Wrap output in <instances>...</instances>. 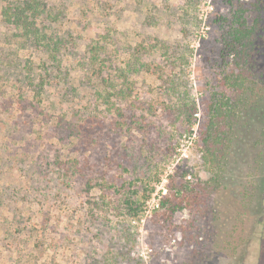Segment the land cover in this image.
I'll list each match as a JSON object with an SVG mask.
<instances>
[{
  "label": "rangeland",
  "instance_id": "rangeland-1",
  "mask_svg": "<svg viewBox=\"0 0 264 264\" xmlns=\"http://www.w3.org/2000/svg\"><path fill=\"white\" fill-rule=\"evenodd\" d=\"M248 1L0 0V264H231L191 255L197 211L160 200L208 178L202 106ZM261 190L243 264H264Z\"/></svg>",
  "mask_w": 264,
  "mask_h": 264
},
{
  "label": "trees",
  "instance_id": "trees-1",
  "mask_svg": "<svg viewBox=\"0 0 264 264\" xmlns=\"http://www.w3.org/2000/svg\"><path fill=\"white\" fill-rule=\"evenodd\" d=\"M263 7L264 0H249L225 18L223 46L228 61L220 89L210 91L203 102L199 130L200 158L208 178L180 182L172 196L160 200L170 206V213L183 208L197 211L191 255L198 260L220 251L226 257L231 252V264H243L242 239L233 238L237 223L263 211L264 65L258 59L264 45V35L258 31ZM4 14L10 15L7 9ZM58 48L55 43L51 51ZM88 51L92 62L98 63L99 46L91 45Z\"/></svg>",
  "mask_w": 264,
  "mask_h": 264
}]
</instances>
